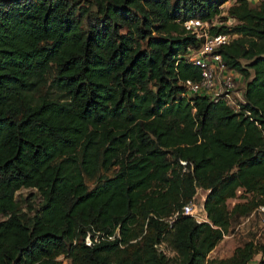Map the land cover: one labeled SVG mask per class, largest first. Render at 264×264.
<instances>
[{"label":"trees","instance_id":"16d2710c","mask_svg":"<svg viewBox=\"0 0 264 264\" xmlns=\"http://www.w3.org/2000/svg\"><path fill=\"white\" fill-rule=\"evenodd\" d=\"M191 19L236 35L219 53L251 116L187 93ZM197 188L207 220L168 223ZM262 204L264 0H0V264H264V240L210 256Z\"/></svg>","mask_w":264,"mask_h":264},{"label":"built area","instance_id":"2783aa9c","mask_svg":"<svg viewBox=\"0 0 264 264\" xmlns=\"http://www.w3.org/2000/svg\"><path fill=\"white\" fill-rule=\"evenodd\" d=\"M230 20L232 18H229ZM232 21H234L232 19ZM228 23V22H227ZM216 21L212 22L215 25ZM224 24H226L224 22ZM185 27L191 34L200 40V45L196 48H188L183 57L198 66L201 69V79L199 81L186 80L183 84L186 86L187 93L200 94L207 96L213 102H224L233 112L251 116L249 109L245 108L246 104L243 98V81L241 75L232 69H229L224 63L219 49L229 44L236 35L225 33H210L208 22H202L198 19H191L185 23ZM241 85V86H240ZM256 125L260 124L255 121ZM184 164V162H182ZM203 210V213H202ZM255 212L264 215V204L260 205ZM188 215L193 217L197 222L207 220L204 208H200L196 200V196L192 200L184 204L180 211H176L167 221L172 222L179 215ZM98 236L95 235L92 240L91 235L87 234L85 242L92 245L97 241ZM163 243L158 246L163 250Z\"/></svg>","mask_w":264,"mask_h":264},{"label":"rangeland","instance_id":"374dc122","mask_svg":"<svg viewBox=\"0 0 264 264\" xmlns=\"http://www.w3.org/2000/svg\"><path fill=\"white\" fill-rule=\"evenodd\" d=\"M257 3L258 0H250V4L252 6L257 5ZM231 4H233V1L226 2L222 6L224 12H222L219 16L215 17L216 23L220 24L222 22H225L226 24H233L234 21H232V19H223L226 15L225 10ZM112 174L113 170L107 173L100 172L95 177H86V183L89 186H93L100 176H110ZM204 195L205 192L201 190L196 191L195 196L200 208H204V197H206ZM15 199L18 204V209L22 212H27L30 204L35 208L39 206L40 202L42 201V196L38 194L35 188L23 187L15 193ZM243 201L244 199L242 198L229 199L227 201V205L229 208H232L235 203ZM247 240H253L257 242L259 240H264V222L262 221V213L252 212L248 216H234L232 218V224L229 227L228 232L223 236V238L218 243L217 247L211 252L210 256L217 258L228 257L233 253L234 249L238 245ZM163 251L169 256L173 255V252L169 251L166 248H163ZM256 259L257 257L253 256V258L249 261V264H257L255 262Z\"/></svg>","mask_w":264,"mask_h":264},{"label":"crops","instance_id":"0c3cea01","mask_svg":"<svg viewBox=\"0 0 264 264\" xmlns=\"http://www.w3.org/2000/svg\"><path fill=\"white\" fill-rule=\"evenodd\" d=\"M198 190H201V191L205 192V195H204V196H206L207 193H208V190H204V189H202V188H197V191H198ZM204 200H205V197H204ZM216 247H217V246H216ZM216 247H215V248H216ZM215 248H214V249H215ZM212 251H213V250H212ZM255 256L257 257V259L255 260V262L258 264V260L260 259V254L258 253V254H256Z\"/></svg>","mask_w":264,"mask_h":264}]
</instances>
